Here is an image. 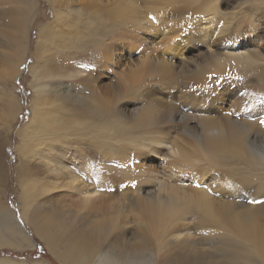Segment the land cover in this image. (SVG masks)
I'll return each instance as SVG.
<instances>
[{"label": "bare ground", "instance_id": "obj_1", "mask_svg": "<svg viewBox=\"0 0 264 264\" xmlns=\"http://www.w3.org/2000/svg\"><path fill=\"white\" fill-rule=\"evenodd\" d=\"M80 1L104 5L106 8L96 6L95 12H107L109 18L118 20V23H127L134 19L133 16L124 14L126 9L131 7L130 0ZM244 2L252 8L250 11H252L253 23L263 26L264 0H244ZM22 17L21 15L19 18ZM22 34L24 35L23 31ZM126 36L127 39H124ZM16 38L15 31L7 30L3 39L10 40L9 46L18 47V41L14 40ZM128 39L131 40L129 43ZM238 40L235 39V43L219 48L217 51H212L210 47H207L204 55L208 57L201 58L198 63H186L181 55L177 60L179 69L169 65L167 57L158 58L156 55H148L138 59L134 65H124L123 74L128 81L123 83V89L112 93L107 91L108 94L98 97V100L90 106L81 104L78 110L70 113L60 108L57 109L58 113L47 115L46 119H42L41 112L34 113L30 122L36 130L27 131L28 129L23 127L21 154L19 159L14 161L15 167H12V172H10L18 183L17 204L20 218L18 220L21 222L16 219L15 214L5 202L4 189L9 181L8 168L10 167L7 166L8 161L4 154L5 137L3 134L5 131L0 127V250L5 248L21 252L33 250L34 237H36L43 242L47 251L59 264H264V203L252 202L264 201V126L259 123L261 127L260 129L258 127V130H261L259 132L254 129L258 121L251 120L257 115V111H251L249 115L241 112L235 115L231 112L232 116L225 115V118L220 121L205 118L199 123H193L192 117L184 112L182 106L179 108V106L164 103L152 106L147 104L143 98L141 100L138 94L128 95L126 90H129L128 85L132 86L140 72H144L145 68H150L152 74L159 76L158 78L162 79L166 85L177 86V71L180 70L179 74L184 75V80L189 82V85L186 84L188 89L206 86V89L214 90L216 86L219 88L225 85L223 88L225 91L222 93L230 94L232 89L229 85L232 82L224 83L223 81V84L219 86L220 83L211 80L209 74H226L235 69L246 71L252 67L254 70V66H257L260 60L258 49L239 51ZM137 41V36L135 38L132 34H123L118 39L104 43L99 50L106 60H112L120 54L131 56L133 52L130 48L138 47L135 45ZM12 51L14 56L11 60H16L18 50L12 49ZM143 52L142 49L139 50V54ZM137 79L136 83L140 80L137 81ZM43 92V89H38L35 94ZM51 92L56 93L54 89ZM125 93L126 96H124ZM180 96L182 97L181 94ZM194 96L196 95L193 94ZM35 97L39 98L36 95ZM136 102L138 106H135ZM236 102V105L239 102L243 103L239 100ZM19 109L17 99L11 95L6 96L5 100L0 102V125L2 123L1 126L9 129L14 124H18ZM166 121H173L176 128H181L183 133L196 143L198 149L188 155L174 143L165 147L167 143L165 144L161 138L162 142L159 137L166 133L163 131ZM75 124L85 131L94 128L101 135L109 133L105 137L114 133L122 135L124 146L134 152L135 162H140L145 158L143 150H146L140 141L134 140L137 135L135 132L153 134L152 137L156 136V140L150 144H155L158 148L156 150L166 151L169 168L174 167V170L184 168L187 172L184 179L194 183L193 192L186 193L184 191L188 189L181 191L173 186L158 183L151 189H139L138 194L128 193L126 197H118L117 193L112 191L113 186L110 187V192L113 193L109 192V195H105L102 190L105 182L101 184L98 180L95 182V187L91 188L90 183L86 184L89 181L83 178L84 175L90 174L87 166L86 168L80 167L78 172L68 171L54 157H61V154L71 156L72 159L79 160L80 165L88 161L90 163L88 168L100 158L111 159L112 157L113 161L115 160L122 167L129 165L128 155L130 153L124 152L117 155L113 148L115 143L111 144L106 151H102L100 140L94 137L92 142L97 147L95 149L100 148L103 153L95 152L91 146L83 144L74 150H69L74 151L75 154L60 153L59 148L58 150L55 148V152L53 145L49 149L53 152L49 154L47 152L46 157L41 150L33 151L36 134L66 132L70 126ZM189 124H193L192 127H189ZM254 125L255 127H252ZM85 142L88 141L85 140L83 143ZM200 159L204 162V167L212 172L210 173L212 179L210 184L212 182V185L208 188L204 186V183H199L202 178L200 179L198 175L201 174V170H204L197 168V162ZM169 168L172 174L174 170ZM113 174L115 175V172ZM100 175L98 173V176ZM150 183L148 181V184ZM60 189L66 192L74 191L82 196V203L89 204L91 211H96L94 213L95 222L92 221L87 228L75 225L67 219L64 211H60L59 204L51 209L48 206L46 208L43 199H46L50 192ZM100 190L104 194L100 193ZM132 210L137 212V218L134 220L136 223L133 221V227H131L136 226L135 233L131 232V229L128 230L130 228L127 226L128 221H123L125 213ZM188 214L196 215L193 224L182 223V218ZM62 216H65L67 220ZM196 224L200 231L197 234L198 239L194 238V234L190 235L192 230L194 232ZM170 243L174 246H170ZM0 264L48 263L42 259L29 262L0 257Z\"/></svg>", "mask_w": 264, "mask_h": 264}, {"label": "rangeland", "instance_id": "obj_2", "mask_svg": "<svg viewBox=\"0 0 264 264\" xmlns=\"http://www.w3.org/2000/svg\"><path fill=\"white\" fill-rule=\"evenodd\" d=\"M130 1L132 2L131 7L126 9L124 14L133 16L134 19L127 23H118V20L109 18L107 12H95L96 6L106 8L101 4L83 3L80 0H0V102L4 101L6 96L11 95L17 99L20 107L18 124H14L9 129L1 126L2 123L0 125L5 131L3 134L5 137L4 154L6 161H8L7 166L10 167L8 168L9 181H7L4 189L5 202L17 220L20 219L17 204L19 188L17 180L12 177L10 172H12V167H15L14 161L18 160L21 154L20 148L23 140L21 132L25 127L26 130L28 129L27 131L36 130V127H33L30 122L34 113L39 111L42 113V119H46L47 115L58 113L57 109L60 108L70 113L78 110L81 104L90 106L91 103L98 100V97L108 94L107 91L112 93L123 89V83L128 81L123 74L124 65H134L138 59L148 55H156L158 58L167 57L168 64L179 69L177 60L181 55H183L186 63H198L201 58L208 57V55H204L207 47H210L212 51H217L219 48L235 43V39H239L237 43L240 44L239 51L241 52L250 51L252 48L258 49L260 60L257 62V66H254V70L252 67L246 71L235 69L226 74H209L211 80L220 83L219 86L223 84V81L224 83L232 82L229 85L232 89L230 94L222 93L225 91L223 89L225 85L219 88L216 86L214 90L206 89V86H200V89L198 87L188 89L186 84L189 82L184 80V75L179 74L180 70L177 71V86L166 85L162 79L158 78L159 76L152 74L150 68H145L144 72H140L141 76L137 75V78L140 79L139 82L136 83L137 78L134 79L132 86L128 85L129 90H126L128 95L138 94L141 100H146L147 104L152 106H156L158 103L175 105L179 108L182 106L184 112L192 117L193 123H199L201 119L205 118L220 121L225 118V115H231V112L235 115L236 113L240 114V112L249 115L251 111H257V115L251 120L258 121V124L256 127V124L252 127H255L254 129L259 132L261 131L258 130V127L261 128L259 119L264 118V25L253 23L252 11H250L252 8L249 4H246L244 0ZM21 15L23 17L19 18ZM141 27L148 29L143 30ZM7 30L16 32L17 38L14 40L18 41V47L9 46L10 40L3 39ZM123 34H132L135 38L137 36L138 41L135 45L138 47L130 48L133 55L121 56L120 54L112 60L103 58L99 47L110 40L118 39ZM124 39H127V36ZM133 40L136 41V39ZM127 41L129 43L131 40L128 39ZM12 49L18 50L16 60H11L14 56ZM140 49L144 51L141 54H139ZM118 62L122 64L118 65ZM133 88L135 89L133 90ZM38 89H43L44 92L35 94ZM53 89L56 93L51 92ZM138 89L140 91H137ZM189 92L190 95H188ZM34 94L39 98L36 99ZM193 94L196 96L193 97ZM202 94L204 96H201ZM238 100L243 102L242 104L239 102L242 106L239 103L235 104ZM135 106H138V102L135 103ZM159 111L162 114L161 109ZM259 114L260 116H258ZM173 124V121H166L163 125L165 127L163 131L166 133L163 132V136L157 137L160 140L163 139L165 144L167 143V145L163 144L165 147L174 143L177 145L176 147L182 148L188 155L194 153L198 149L196 143L185 135L181 128L177 127V129L176 124ZM189 125L192 127L193 124ZM135 134L137 135L134 140L140 141L146 147L144 148L146 150H143L145 158L140 162L133 160L134 152L124 146L125 142L122 135L114 133L105 137L106 135L99 134L94 128L93 130H82L78 124L70 126L66 132L36 134L33 151L41 150L45 157L55 151V148L57 150L59 148L60 153L75 154L74 151L69 150H74L83 144L91 146L95 152L103 153L102 151H106L111 144L115 143L113 148L117 155L124 152L130 153L128 166H120L115 160L113 161V157V159L100 158L93 166L89 167L90 169L88 168L90 166L88 161L83 162V164L86 163L85 165H80L79 160L72 159L71 156L61 154V157L54 158H57L68 171L78 172L80 167L86 168L87 166L90 174L84 175L88 177L83 176L85 180L89 181L86 184L90 183V187L93 188L96 180L101 184L105 182L102 185L105 195H109L111 186L114 187L111 190L115 194L117 193L116 196L126 197L128 193L131 195L138 194L141 188H154L158 183L173 186V188L181 191L188 189V191H184L186 193L193 192L194 183L184 179L187 174L184 168L180 167L179 170H174L172 166L169 168L170 164L166 151L156 150L158 148L155 144H150L155 142L156 136L154 135V138L152 137L153 134L146 132L142 134L140 131L135 132ZM25 135L29 137V135ZM93 137L100 140L102 151L100 148H98L99 150L95 149L97 147L92 142ZM85 140L88 142L83 143ZM52 145L53 151L49 150ZM149 148L152 152L148 150ZM197 165L198 169L203 168L207 172L200 171L201 174L207 175L199 174L198 177L202 178L199 179V183H204L207 188L210 187L212 185V182L210 184V180H212L210 173L212 172L204 167L205 164L201 159ZM183 167L185 166L183 165ZM122 168L124 172L121 171ZM150 168L153 169H151L152 172ZM168 168L174 170L173 175ZM126 172L127 174H125ZM98 173L101 175L98 176ZM148 181L154 183L148 184ZM102 190L100 193L104 194ZM47 198L43 199L46 208L48 206L51 209L59 204L60 211H64L67 219L75 225L87 228L95 220L94 213L96 211H91L89 204H83L82 196L78 195L77 192H66L64 189H60L50 192ZM132 211L125 213L123 221H128L127 226L130 227L128 230L131 229L130 231L135 233L136 226L131 227H133L134 222L136 223L134 220L137 218V212ZM65 216L62 217L67 220ZM195 216L185 215L182 218V223L193 224ZM197 228L196 224L194 230L196 234L192 230L190 235L194 234V238L198 239L197 234L200 231ZM128 238L130 237L128 236ZM34 243L35 247L30 251L21 252L7 248L0 250V257L29 262L42 259L48 264H59L50 255L41 240L34 237ZM170 246H174V244L170 243Z\"/></svg>", "mask_w": 264, "mask_h": 264}, {"label": "snow or ice", "instance_id": "obj_3", "mask_svg": "<svg viewBox=\"0 0 264 264\" xmlns=\"http://www.w3.org/2000/svg\"><path fill=\"white\" fill-rule=\"evenodd\" d=\"M259 123L261 126H264V118H260L259 119ZM254 203H264V201H252Z\"/></svg>", "mask_w": 264, "mask_h": 264}]
</instances>
